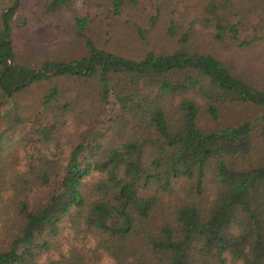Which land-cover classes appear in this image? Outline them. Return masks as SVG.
Here are the masks:
<instances>
[{"label":"trees","instance_id":"16d2710c","mask_svg":"<svg viewBox=\"0 0 264 264\" xmlns=\"http://www.w3.org/2000/svg\"><path fill=\"white\" fill-rule=\"evenodd\" d=\"M34 1L17 34L29 55L44 59L39 68L15 62L10 20L21 0H14L1 14L0 104L50 73L83 78L98 91L79 83L76 100L83 91L92 105L112 100L117 114L108 128L128 134L104 145L101 134L84 131L64 165L44 159L22 174L0 156V264H39L44 253L59 251L64 222L94 246L60 252L52 264H97L103 255L115 264H264V114L260 128L250 121L211 131L196 125L202 106L216 119L223 100L264 109L258 76L250 84L215 55L264 39V0H195L198 14L167 22L176 0H141L149 13L133 33L150 48L138 60L98 46L89 16L97 9L120 14L140 0ZM117 30L108 41L128 40L124 27ZM162 38H175L174 52L154 51L150 44ZM73 45L85 54L64 58ZM179 71L189 74L176 79ZM190 92L202 96V106ZM57 97L54 87L44 100ZM91 173L98 178L88 184ZM41 186L48 198L34 202L32 189Z\"/></svg>","mask_w":264,"mask_h":264},{"label":"rangeland","instance_id":"374dc122","mask_svg":"<svg viewBox=\"0 0 264 264\" xmlns=\"http://www.w3.org/2000/svg\"><path fill=\"white\" fill-rule=\"evenodd\" d=\"M14 3V0H0V32L2 27V13ZM34 0H21V5L16 9L10 23L13 27V51L15 62L30 68H39L43 62L40 55H29L24 46L22 36L17 34L18 27L27 16H33ZM195 0H176L170 10L164 15L167 22L170 17H177L178 14L186 12L191 16L197 13ZM187 7V8H185ZM80 13L85 10L78 6ZM186 10V11H185ZM83 11V12H82ZM149 13L141 0L138 6L131 10H124L120 14H114L106 9L91 11V26H93V40L95 43L117 55L131 59L144 57L150 46L143 39L136 36L135 23L141 22ZM189 15V16H190ZM143 19V20H142ZM124 27L129 35L128 40L123 43L108 41V38ZM108 28V29H107ZM110 34H107V30ZM32 33H35L32 30ZM244 32L241 39L248 37ZM155 47L156 53H171L176 49L175 38H162L150 44ZM85 54L82 45H73L64 52V58L81 57ZM216 57L223 61L229 72L250 84L253 82V75H257L262 88L264 89V39L255 40L248 46H233L228 50H220ZM189 74L187 71H179L172 74L177 78ZM259 74L261 76H259ZM79 83L90 85L95 93L98 91L95 83L78 77L55 76L49 74L48 78L28 83L21 91L14 93L13 97L0 104V156L4 162L16 173L29 169L33 164H38L46 159L58 161L64 165L70 155L73 146L78 141L79 134L85 135L84 131L91 130L100 136V142L104 145L119 143L123 136L128 133H115L110 128L116 120L117 109L112 100L100 101L92 105L90 100L85 98L87 91H83L84 98L76 100L75 86ZM54 87L58 89V97L55 101L45 102L44 97ZM192 91V90H191ZM197 100L202 97L199 93L190 92ZM112 98V97H111ZM97 100V98L95 99ZM98 101V100H97ZM171 101H175L174 98ZM72 102V108L68 110L64 104ZM218 106V118L212 119L203 108L196 120V125L204 130H217L226 125H237L245 121L252 122L256 128L262 123L260 121L264 109L258 104L251 102L223 100L216 104ZM12 118L20 122L13 123ZM105 129L108 132L103 135ZM75 141V142H74ZM74 142V143H73ZM98 178L97 173H91L85 179L91 184ZM49 188L41 186L32 189L31 198L34 202L43 203L48 198ZM59 251L52 250L44 253L39 258V264H52L59 258L60 252L66 253L69 249H80L90 251L94 241L90 236H84L70 227L69 222H64L57 238ZM57 248V247H56ZM97 264H115L114 261L103 255L97 258Z\"/></svg>","mask_w":264,"mask_h":264}]
</instances>
